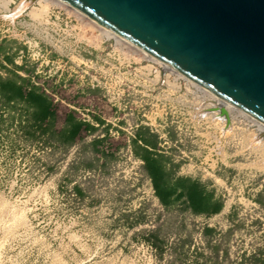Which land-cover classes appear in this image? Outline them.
I'll list each match as a JSON object with an SVG mask.
<instances>
[{"label":"rangeland","instance_id":"obj_1","mask_svg":"<svg viewBox=\"0 0 264 264\" xmlns=\"http://www.w3.org/2000/svg\"><path fill=\"white\" fill-rule=\"evenodd\" d=\"M26 12L24 6L0 14V43L11 52L22 41L8 36L6 26ZM60 13L74 25L71 11ZM41 30L49 32L45 25ZM91 31L92 64L76 60L88 55L74 47L82 33L72 28L56 38L61 56L22 59L24 74H32L24 78L27 87L51 99L54 130L68 113L93 129L60 146L46 135L26 140L13 126H0V264H264V138L256 127L242 118L229 128L203 117L213 112L204 111L209 102L199 92L173 76L162 78L123 45L99 46L105 38ZM90 76L100 77L97 87L86 88ZM137 131L153 138L156 153L170 155L174 175L212 190L221 211L205 217L181 204L163 208L131 153ZM96 139L101 142L93 146Z\"/></svg>","mask_w":264,"mask_h":264},{"label":"water","instance_id":"obj_2","mask_svg":"<svg viewBox=\"0 0 264 264\" xmlns=\"http://www.w3.org/2000/svg\"><path fill=\"white\" fill-rule=\"evenodd\" d=\"M62 1L264 123V0Z\"/></svg>","mask_w":264,"mask_h":264},{"label":"trees","instance_id":"obj_3","mask_svg":"<svg viewBox=\"0 0 264 264\" xmlns=\"http://www.w3.org/2000/svg\"><path fill=\"white\" fill-rule=\"evenodd\" d=\"M10 50L7 42L1 41L0 57L8 66L0 64L4 74L0 75V126L5 124L4 131L13 126L15 132H19L26 140H36L46 135L61 146L73 143L82 130L88 132L93 129L88 122L76 119L68 113L65 115L61 128L54 130L55 112L52 109L51 99L36 87L31 85L27 87L25 83L27 80L16 74L17 71L22 70V66L14 64L15 52ZM25 87L28 90H23ZM96 121L101 123L98 119ZM100 142L96 139L91 144L95 146ZM138 142L141 145H138ZM154 146L153 138L146 136V132L137 131L134 138L130 140L131 153L142 161L159 204L165 209L181 204L192 214L205 217L218 214L222 209V202L214 197L212 190H208L205 185L190 177L174 175L177 165L172 162L170 155L156 153ZM72 191L75 196L82 195L77 185L72 186ZM257 203L260 204V202ZM203 231L211 233L212 229L204 227ZM149 236L153 238L151 245L157 249L155 235Z\"/></svg>","mask_w":264,"mask_h":264},{"label":"built area","instance_id":"obj_4","mask_svg":"<svg viewBox=\"0 0 264 264\" xmlns=\"http://www.w3.org/2000/svg\"><path fill=\"white\" fill-rule=\"evenodd\" d=\"M39 0H35L31 5H29L27 8L26 13H21L19 16H17L8 26H6V33H8V36H13L14 38L18 37V40L21 42V46L19 48H12V51L15 52V58L16 60L13 61L15 65L22 66V59H25L27 57H30L31 59H39L44 57V55L48 53L56 54L57 56L62 55V51L58 46H56V38L59 35V32L63 29H76L77 31H80L82 33V37H79L75 35V39L73 41L74 47L81 48L82 52L88 56L85 55H78V59H76L79 64H92V57L89 55L91 54L89 49L91 48V45L93 44L92 31L89 29L88 26H86L85 21L79 19L74 13H70L71 17L73 18V24L70 25L71 19H68L69 16H65L64 19L62 18V14L60 11L62 10L60 7L55 5H49L47 7L45 15L41 17L40 19H33L29 16V10L34 8H39L38 4ZM16 2L18 0H13L11 4L8 5L7 10L9 12L10 9H13L15 7ZM2 0H0V8H1ZM8 12L6 14H8ZM0 14H4L1 13ZM67 14V13H66ZM48 26V33H45L41 30L42 26ZM100 36V35H97ZM101 38V37H99ZM111 40L103 39L102 41H99V46L103 45L105 42H109ZM114 44H118L114 41H112ZM119 45V44H118ZM95 63L97 61L101 63H105L104 60L95 57L94 59ZM78 67V65H76ZM115 74H117L120 70V66L114 67ZM24 70L17 71L16 74L22 78H29L32 80V74L27 75L24 74ZM37 70L34 72V75L37 74ZM1 75V74H0ZM113 77H116V75H113ZM100 77L96 78L94 76H90L88 83L86 84L87 87L94 88L99 85ZM32 83V82H31ZM23 90H28L27 87H25ZM79 120L83 122H88L85 118H78ZM102 120L106 121L101 117Z\"/></svg>","mask_w":264,"mask_h":264},{"label":"bare ground","instance_id":"obj_5","mask_svg":"<svg viewBox=\"0 0 264 264\" xmlns=\"http://www.w3.org/2000/svg\"><path fill=\"white\" fill-rule=\"evenodd\" d=\"M12 1L13 0H2L0 12L4 13V15H5L8 12L7 7H8L9 4H11ZM26 2H27L26 0H20L18 2V4H16L15 7L12 10H9L8 14L12 13V15H13L15 13V10H16V12L20 13L22 8H24V5H25ZM38 4H39V8H36V9L32 8V9L29 10V16L31 18L40 19L41 17H43V15H45V13H46L47 7L49 5H51V4L55 5V6H58V7L62 8V9L65 8V9L71 11L79 19L85 21V24H86V26L89 27V29L95 30L100 36L104 37L105 39L114 41V42L118 43L119 45H123L124 47H126V49L127 48L131 49V51L133 53H137L143 59H145L149 63H151L154 66H156V68L158 70V73L162 76V78H167V77L173 76L174 80L180 79V80L184 81L186 83V85H189L190 87L195 89V91L199 92L201 94V96L203 98H206L208 100V102H209L208 108H205L204 111H209L210 110L211 112H213V113H210V114L206 113V112L205 113L202 112L201 115L203 117H205L207 115H211L216 120H219L222 123H225L226 127H229V128L231 126V120L232 119H234L235 117L236 118H242L243 120H246L247 122H249L251 125L255 126L257 131H258V133H259V135H260V138H264V123H262L261 121H259L256 118L252 117L248 113L243 112L242 110H240L236 106L232 105L231 103L221 99L220 97H218L217 95H215L214 93L209 91L208 89H205V88L201 87L195 81H193L190 78L182 75L181 73H179L178 71H176L172 67L168 66L167 64H165L161 60H156L150 54L142 51L141 49H139L135 45L131 44L127 40L119 37L118 35H116L112 31H110L106 27L102 26L101 24H99L95 20H93L90 17H88L83 12L79 11L78 9H76L74 6L64 2L62 0H39ZM220 108L225 110L226 116L220 115V113H219V109ZM216 113L219 114V117L222 118V119H218V117H215L214 114H216Z\"/></svg>","mask_w":264,"mask_h":264},{"label":"crops","instance_id":"obj_6","mask_svg":"<svg viewBox=\"0 0 264 264\" xmlns=\"http://www.w3.org/2000/svg\"><path fill=\"white\" fill-rule=\"evenodd\" d=\"M65 118V117H64ZM63 121H64V119H63Z\"/></svg>","mask_w":264,"mask_h":264}]
</instances>
